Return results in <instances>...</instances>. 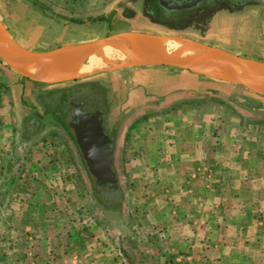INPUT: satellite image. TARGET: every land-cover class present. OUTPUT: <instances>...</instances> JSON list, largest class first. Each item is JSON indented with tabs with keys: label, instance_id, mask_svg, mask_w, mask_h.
Masks as SVG:
<instances>
[{
	"label": "rangeland",
	"instance_id": "1",
	"mask_svg": "<svg viewBox=\"0 0 264 264\" xmlns=\"http://www.w3.org/2000/svg\"><path fill=\"white\" fill-rule=\"evenodd\" d=\"M144 2L0 0V21L19 50L46 51L134 31L189 40L264 61L263 5L213 2L189 11L185 23L175 30L152 23ZM102 57L98 59L104 60ZM143 70L126 66L92 75L120 81V85L104 79L46 85L22 78V90L18 86L8 94V106L2 113L14 137L8 144L10 154L3 156L8 158L6 170H0V179L4 178L0 180V264H71L78 258L104 260V264L181 260V251L175 257L174 250L168 252L165 239L156 236L155 222H167L168 212L182 219L189 208L182 201L187 188L180 183L166 187V180L153 177L152 168L157 160L154 151L165 148L166 152L173 144L181 148L183 127L173 120L174 107L164 106L160 111H152L154 107L149 105L131 108L119 94L120 86L126 96L144 81L143 73L139 74ZM205 78L222 82L230 90L223 95L241 113H250L242 107V100L264 101L242 86ZM64 90L74 93L73 100L97 101L103 112L102 126L112 146V187H97L70 129L60 124L59 108L62 100L69 99L61 94ZM219 108L224 116L232 113L225 105ZM176 117L180 115L176 113ZM191 208V213L196 212Z\"/></svg>",
	"mask_w": 264,
	"mask_h": 264
},
{
	"label": "crops",
	"instance_id": "2",
	"mask_svg": "<svg viewBox=\"0 0 264 264\" xmlns=\"http://www.w3.org/2000/svg\"><path fill=\"white\" fill-rule=\"evenodd\" d=\"M138 68L146 69L139 72L144 81L126 96L120 86L121 99L126 97V105L131 108L149 105L154 107L152 111L172 106L173 120L183 127L181 148L173 144L166 152L165 148L154 151L157 160L152 168L153 177L166 180V187L175 188L180 183L187 188L182 201L189 208H185L182 219L168 212L167 222H155L156 236L165 239L168 252L174 250V256L179 258L181 251V260L173 259L172 264H264V101L239 99L244 102L243 108L250 109V113H241L223 95L230 90L222 82L164 66ZM23 79L0 63V170L8 165V158L3 156L10 154L8 144L14 137L2 110L6 112L8 94L18 86L22 90ZM94 79L120 85V81L100 75L77 79L76 83ZM131 79L135 81L133 76ZM224 105L231 115H222L219 107ZM191 207L196 212L191 213ZM237 252L240 255H235ZM104 263L82 258L71 262Z\"/></svg>",
	"mask_w": 264,
	"mask_h": 264
},
{
	"label": "water",
	"instance_id": "3",
	"mask_svg": "<svg viewBox=\"0 0 264 264\" xmlns=\"http://www.w3.org/2000/svg\"><path fill=\"white\" fill-rule=\"evenodd\" d=\"M200 1L190 0V2L170 5L165 0H159V4L180 10L191 8ZM254 2L264 6V0H254ZM170 40L174 43L197 46L201 53L198 57L183 55L182 58H172L164 48ZM8 43H13L16 47L0 21V61L21 78L35 83L51 85L70 82L95 75L101 70H114L118 67L164 66L236 84L264 97V61L244 58L220 48L205 47L189 40L124 31L88 42L64 44L46 51L19 50L16 47L17 50L13 54L8 50ZM126 43H129L131 48L127 47ZM132 49L140 54L139 58L134 56ZM99 55L105 59L103 57L104 60L98 59ZM117 55L123 57V64L110 66L109 58L113 59ZM102 62L104 66L99 67ZM39 63L55 64L50 76L46 78L30 72ZM243 70L246 73L245 78L242 76ZM75 115L80 116L81 127L78 128L74 122L71 126L90 174L95 177L96 182H114L115 177L111 169V141L102 126L100 113L76 111Z\"/></svg>",
	"mask_w": 264,
	"mask_h": 264
},
{
	"label": "flooded vegetation",
	"instance_id": "4",
	"mask_svg": "<svg viewBox=\"0 0 264 264\" xmlns=\"http://www.w3.org/2000/svg\"><path fill=\"white\" fill-rule=\"evenodd\" d=\"M165 1L169 3L170 5L182 4L185 1L190 2V0H165ZM213 2H216V3L234 2L233 4H236V5L256 4L254 0H201L200 2H198L195 6L191 8L178 10V9H173V8H167V7L160 5L159 0H146V2L144 3H145V9L146 8L148 9L149 16L152 17L151 18L152 23L161 24V23L156 22L155 20H159V18H162L168 21V23L172 25V28H175L173 26H180L185 23L187 19L186 16L189 15V11L196 10L202 6L207 7L209 4H213ZM73 98L75 97L72 96V98H69L68 100H65L64 102H62L63 106L62 105L60 106L59 114L60 115L61 113H63L64 115L66 114L65 122L68 124L72 137H74V141L77 145L74 129L71 126V123L74 122L75 125L78 128H80L81 122H80V116L75 115V112L76 111H82L84 113L99 112L102 117V121H103V112L100 109H98L97 101H94V100L92 101L89 99L86 101H81V100L77 101V100H73ZM77 104H79V106H77ZM77 148L79 149L78 145H77ZM112 182L113 181H109V182L97 181L95 182V184L97 185V187H100V188L105 185L112 187V184H111Z\"/></svg>",
	"mask_w": 264,
	"mask_h": 264
},
{
	"label": "bare ground",
	"instance_id": "5",
	"mask_svg": "<svg viewBox=\"0 0 264 264\" xmlns=\"http://www.w3.org/2000/svg\"><path fill=\"white\" fill-rule=\"evenodd\" d=\"M125 45L127 47L131 48L129 43H126ZM164 48H165L167 54L172 58H182L183 55L185 57H192V56L198 57L201 53L200 49L197 46L196 47L195 46H189L185 43H179V42L175 43V45H174L173 40H170L168 43H166L164 45ZM8 50H9L10 54H13L16 52V47L13 45V43H8ZM132 52L134 53V56L136 58L140 57V54L138 52H136L135 50H133ZM108 63L110 64V66L122 65L123 64V57L121 55H117L113 59H111V57H110L108 60ZM54 67H55L54 63H39L34 68H32L30 72H32L33 74H36L38 76L47 78L53 72ZM118 68H120V67H118ZM242 76L244 78L246 77V73L244 70L242 71Z\"/></svg>",
	"mask_w": 264,
	"mask_h": 264
},
{
	"label": "trees",
	"instance_id": "6",
	"mask_svg": "<svg viewBox=\"0 0 264 264\" xmlns=\"http://www.w3.org/2000/svg\"><path fill=\"white\" fill-rule=\"evenodd\" d=\"M152 18V17H151ZM154 21V20H153ZM156 22H158V23H161V24H159V25H164V26H172L171 24H169L168 23V21H166V20H164V19H162V18H159V20H155ZM173 27H175L174 29L175 30H178V29H180V27L179 26H173ZM61 94H63V96H64V98L65 97H69V98H71L72 96H74V93H72V92H70L69 90H64ZM66 99V98H65ZM250 100H252V99H250ZM65 100H62V102H64ZM63 106V105H62ZM60 115V114H59ZM64 114L63 113H61V115H60V124H61V126L65 129V130H68L69 129V126H68V124L65 122V116H66V114L63 116Z\"/></svg>",
	"mask_w": 264,
	"mask_h": 264
}]
</instances>
